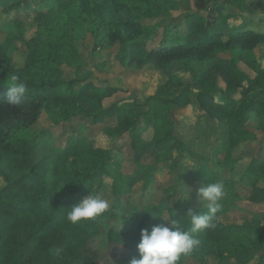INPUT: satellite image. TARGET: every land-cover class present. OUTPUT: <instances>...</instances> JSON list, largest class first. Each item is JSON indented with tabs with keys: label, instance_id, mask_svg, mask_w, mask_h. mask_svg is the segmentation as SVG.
I'll return each instance as SVG.
<instances>
[{
	"label": "trees",
	"instance_id": "trees-1",
	"mask_svg": "<svg viewBox=\"0 0 264 264\" xmlns=\"http://www.w3.org/2000/svg\"><path fill=\"white\" fill-rule=\"evenodd\" d=\"M96 1L56 0L53 11L61 9L64 23L49 10L24 6L21 1L0 5V15L13 22L15 29L0 45V264H96V257L88 255L85 248L100 233L99 217L72 224L66 214L91 192L95 178L105 175L113 177L115 184L121 182L125 175L121 162L109 148L93 144L84 156L74 145L48 147L31 130L45 110L54 115L55 121L83 119L92 124L103 123L119 110L117 102L103 104L119 88L94 84L89 79L86 67L90 65L75 46L86 36L92 39L93 53L116 46L115 58L120 66L133 68L150 61L166 68L177 62L193 69L191 83L167 81L144 101L132 100L112 126L102 127L104 136L126 139L135 161L147 150L157 154L181 147L171 114L176 109L199 110L207 121H233L227 145L216 152L223 153L221 163L234 165L238 157L232 152L254 139L253 130L246 127L252 115L257 117L255 128L264 130L259 124L264 115V68L241 54L264 43V29L241 25L226 28L228 19L237 18L243 7L264 13V0H194L191 12L181 14L180 20L161 24L160 29L149 28L142 21L170 16L177 10L178 0H100V5ZM199 9L206 10L208 17L198 14ZM116 13L120 15L114 22ZM20 14L25 17L19 18ZM26 20L34 25L29 37L23 31ZM159 30L160 43L148 46ZM14 40L21 41L26 49L22 66H15L7 50ZM53 43L63 51L56 50L59 48ZM235 49L240 55L237 59L219 55ZM62 64L73 70L72 77L63 76ZM12 75L19 76L29 88L16 106L5 99ZM82 82L85 84L76 89ZM193 90L197 91L195 103ZM140 118L152 126L150 146L142 141L137 128ZM246 174L252 179L249 200H264V188L256 186L264 178L263 159L252 157ZM220 181L229 196L239 197L235 181L224 177ZM135 183L134 177L125 180L130 186ZM114 193L120 194L117 186ZM146 202L144 208L134 209L128 229L107 231L109 243L129 249L127 256L114 264L139 258L140 230L150 231L164 221L153 215H173L179 227L190 228L189 218L177 216L176 206H168L165 199L149 197ZM218 218L212 227L197 234L202 241L200 248L182 257L179 264L186 257L202 261L207 255L218 260L230 257L237 264H249L258 257L263 259L259 264H264V225L224 223Z\"/></svg>",
	"mask_w": 264,
	"mask_h": 264
},
{
	"label": "rangeland",
	"instance_id": "rangeland-1",
	"mask_svg": "<svg viewBox=\"0 0 264 264\" xmlns=\"http://www.w3.org/2000/svg\"><path fill=\"white\" fill-rule=\"evenodd\" d=\"M17 1H21L24 6H36V8L42 10H49L52 15L60 18V23L65 22L61 9L53 11L57 3L56 0H0V5L5 6ZM178 1L177 10L173 11L170 16L162 19L159 17L143 20L142 23L148 25L149 28L160 29L161 24L180 20L181 14L191 12L195 7L194 0ZM244 1L249 2V0ZM96 4L100 5V0H97ZM233 10L237 9L233 8ZM197 13L208 17L206 10L199 9ZM118 15L120 14H114V22L118 20ZM18 17L23 18L25 14H20ZM98 18L100 19V17ZM24 25L25 37H29L33 32L34 25L27 20ZM240 25L255 30H263L264 13L250 11L248 8L243 7L240 9L237 18L228 19L226 28L230 30ZM92 27L94 26L92 25ZM91 29V27L88 28V30ZM161 31L159 30L157 37L148 46H155L160 43ZM8 32H15L13 22L4 20L0 15V45L3 44L2 42ZM75 46L90 65V67H86L87 72L90 73V81L94 84L107 83L119 88V91L112 97L103 101L105 106L117 102L119 110L113 117L106 119L101 124H92L83 119L74 120L73 122L55 121L54 115L45 110L41 113L38 121L31 126V130L38 134L41 141L48 147L64 148L74 145L76 152L84 156L93 144L109 148L112 154L121 162V170L125 174L121 182L115 184L113 177L99 176L95 178L90 192V194L99 196L109 203L108 210L98 219L100 233L89 241L85 248L88 255L96 257V264H114L117 260L127 256L128 247L109 243L107 231L128 229L131 226V216L134 209L144 208L149 197L157 201L160 198L165 199L168 206H176L175 214L177 216L188 218L185 215L189 207H192L194 211H206L204 203L197 202V189L206 182L220 181L223 177L237 183L239 197L227 195L221 201V211L217 214L218 219L224 223L264 225V200L259 202L249 200L252 189L249 181H252V179L246 174L252 157H258L264 161V130L255 128L257 125L255 115L251 116L246 125L247 128L253 130L255 137L252 141L244 143L232 152L233 157H238L234 165L230 162L221 163L223 153H216L220 147L227 145L226 136L233 125V121L231 119L224 122L207 121L201 116L199 110L192 112L190 107L176 109L171 112L176 123V135L183 143L180 148L157 154L147 150L140 156L138 161H135L133 149L127 141L125 142L126 139H123L124 141L110 139L103 135L102 127L112 126L125 113L132 100L144 101L146 97L153 95L156 89L167 81L191 83L193 81V69L185 68L177 62H173L166 68H159L150 61L133 68L120 66L115 58L116 46L93 53L92 39L87 36L84 40L75 43ZM53 47L59 48L55 43H53ZM7 50L13 57L15 66H22L26 54L24 44L19 40L11 41ZM56 50L63 51L61 48ZM238 52L235 49L221 52L219 55L224 58L237 59L240 56ZM241 54L244 58L257 60L264 68L263 42H260L253 50H244ZM62 73L66 78L73 76V70L65 64H62ZM84 84L85 82L76 84L75 88L78 89ZM192 92V100L195 103L194 97L197 91L193 90ZM259 124L264 127V115L261 117ZM137 128L142 141L150 146L152 143L151 124L140 118L137 121ZM130 177L136 178V183L132 186L125 184V180ZM256 183V186L264 188V178L259 179ZM144 184L148 188L144 189L146 186ZM2 185L3 180L0 177V188ZM116 186L120 190V194L114 193V187ZM166 188L167 190H165ZM189 190L190 198L186 201L182 200ZM120 216L121 228L119 230ZM163 224H168V221L164 220ZM261 252L264 254V251ZM261 260L263 259L257 257L249 264H259V262H262ZM181 264L237 263L230 257L218 260L207 255L202 261L197 258L186 257Z\"/></svg>",
	"mask_w": 264,
	"mask_h": 264
},
{
	"label": "clouds",
	"instance_id": "clouds-1",
	"mask_svg": "<svg viewBox=\"0 0 264 264\" xmlns=\"http://www.w3.org/2000/svg\"><path fill=\"white\" fill-rule=\"evenodd\" d=\"M6 101L16 106L29 92V88L19 76L12 75L7 81ZM190 190L184 199L188 200ZM228 195L223 182H206L197 189V202H203L206 211L200 212L189 207L185 216L189 218L190 228L178 226V220L173 215H153L167 220L168 224H157L151 230L141 229L140 240L137 244L139 258L133 257L128 264H179L182 257L191 255L200 248L202 241L197 235L204 229L214 225L217 214L221 211V201ZM109 208L107 200L88 194L78 203L71 206L66 218L76 224L82 220H96ZM127 216V215H126ZM121 216L119 217V230Z\"/></svg>",
	"mask_w": 264,
	"mask_h": 264
}]
</instances>
